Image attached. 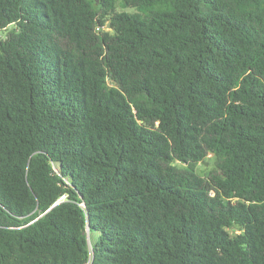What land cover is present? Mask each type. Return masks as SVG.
Instances as JSON below:
<instances>
[{
	"label": "trees",
	"instance_id": "obj_1",
	"mask_svg": "<svg viewBox=\"0 0 264 264\" xmlns=\"http://www.w3.org/2000/svg\"><path fill=\"white\" fill-rule=\"evenodd\" d=\"M0 264H264V0H0Z\"/></svg>",
	"mask_w": 264,
	"mask_h": 264
},
{
	"label": "rangeland",
	"instance_id": "obj_2",
	"mask_svg": "<svg viewBox=\"0 0 264 264\" xmlns=\"http://www.w3.org/2000/svg\"><path fill=\"white\" fill-rule=\"evenodd\" d=\"M119 9H122L120 6H119ZM125 10L127 11H133L134 8L132 7H127L125 8ZM211 157H209V160L205 162V164H199L198 165V171L201 173V174H204L208 169H210L212 166H213V163H214V157L213 155H210ZM231 233H237V232H240V229L239 228H229L228 229Z\"/></svg>",
	"mask_w": 264,
	"mask_h": 264
},
{
	"label": "water",
	"instance_id": "obj_3",
	"mask_svg": "<svg viewBox=\"0 0 264 264\" xmlns=\"http://www.w3.org/2000/svg\"><path fill=\"white\" fill-rule=\"evenodd\" d=\"M96 1L98 2L99 0H96ZM107 28H111L110 23H108Z\"/></svg>",
	"mask_w": 264,
	"mask_h": 264
}]
</instances>
